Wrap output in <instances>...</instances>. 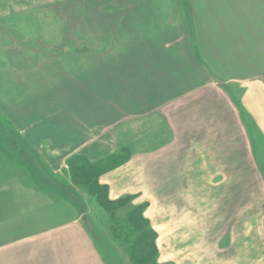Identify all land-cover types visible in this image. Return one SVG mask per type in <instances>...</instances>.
Returning <instances> with one entry per match:
<instances>
[{"label": "crops", "instance_id": "1", "mask_svg": "<svg viewBox=\"0 0 264 264\" xmlns=\"http://www.w3.org/2000/svg\"><path fill=\"white\" fill-rule=\"evenodd\" d=\"M171 1L128 0L133 8L137 4L142 10L132 14L143 13L138 18L143 24L135 29L125 23L129 17H117L113 24L106 20L108 12L97 14L100 18L91 17L88 35L93 46L86 53L81 52L82 47L78 51L71 49L76 57L67 60L68 68L79 73L88 71L89 76L82 77L81 73L72 81L65 79L66 71L61 70L65 62L58 66L63 62L60 51L50 59L57 76H50L49 65H40L45 61L42 55L49 53L51 46L44 43L42 35L32 42L27 29L0 23V35L8 37L5 50L1 49L2 57L14 51L15 62L18 57L28 60L32 59L29 54L33 51L38 66L25 71H37L30 76L32 86L27 84L29 77H22L18 86L23 92L17 102L27 101L28 107H14L10 94L5 97L11 99L5 101L10 104L3 105L4 111H48L43 115L47 120L43 123L47 132L45 141L55 142L52 132L61 136L70 131L83 132L84 138H74L63 145L70 149L64 155L80 153L91 161L117 150L115 145L109 146L85 135L94 129L91 125L83 128L87 123L82 124L80 114L91 116L88 111H97L98 101L104 96L109 100L103 105V111H128L126 116L138 119L160 114L168 121L171 132L167 145L153 152L138 151L127 163L105 173L100 181L110 187V198L135 195L134 204L147 203L145 216L158 234L162 263L264 264V175L253 154L257 147L254 132L264 140V0H190L188 17L193 28L180 25L182 21L185 23L184 13L178 19L174 12L158 8L162 2L169 11ZM176 1L180 6L179 0ZM32 16L28 14L27 18ZM69 19L65 18V35L66 30L70 32ZM94 19L99 20L91 23ZM94 24L100 27L94 28ZM153 26L157 27V33ZM178 26L186 31L183 33L185 47L182 40L178 41L182 35L175 30ZM73 30L76 39L87 36L86 28L81 25ZM168 32L170 37L166 36ZM163 41H168L170 48L175 47L170 49L175 54L166 63L169 66H161L164 62L156 61V52L160 51ZM120 42L126 47L137 42L138 58L133 55L130 58ZM84 43L87 42L80 39L77 45ZM177 46L182 47L183 61L177 59ZM57 47L61 45H53ZM35 48L45 51L39 53ZM19 51H25L24 57ZM92 55L107 64L87 66L82 60ZM16 64L22 66H16L17 70L24 69L23 64ZM192 65L199 69V76L196 79L182 76L185 66ZM107 66L116 69L111 76L94 74L97 68ZM179 66L183 68L178 72ZM205 67L217 73L218 78L205 75ZM45 68L48 73L43 71ZM159 68H168V77L156 79V70L161 72ZM12 77L10 81L0 80V90L12 91L16 81ZM83 97L90 98L89 105ZM62 113L74 115L72 128L58 124L53 118ZM28 122L25 119L24 127L20 125L32 141L34 136L31 139L29 132L33 126ZM51 122L54 127L48 124ZM42 137L38 139L44 140ZM15 143L16 153L17 140ZM47 156L55 159L51 154ZM17 165L16 158L12 162L11 154L10 159L3 157L0 161V264H101L95 247L82 252L76 246L81 236L75 233H82L77 206L65 203L70 209L67 219L43 230L34 229V205L31 201L28 206L18 204L19 196L23 195L19 193ZM25 196L27 199L28 192ZM84 233L89 235L86 230Z\"/></svg>", "mask_w": 264, "mask_h": 264}, {"label": "rangeland", "instance_id": "2", "mask_svg": "<svg viewBox=\"0 0 264 264\" xmlns=\"http://www.w3.org/2000/svg\"><path fill=\"white\" fill-rule=\"evenodd\" d=\"M127 2L128 0H0V23L1 25L6 26H17V29L21 30L27 29V31L30 33L29 37L32 42L36 38H38L39 34L42 35L44 43H50L51 46L49 49L50 52L48 53L46 51L47 53L45 55H42L45 58V61L43 63H40V65L44 66L45 64V67L49 65V69L52 70L53 61H50V59H52L51 56L57 55L60 51L59 53H61L60 55L63 62L58 66H62L65 62L66 66L63 69H60L63 70V72L66 71L64 72L66 74L65 79L70 78L68 80L72 81V79H78L77 76L81 75V73L82 77L87 78L89 76L88 71L79 73V70L68 68L67 60H69V57L71 59L76 57V55H73L74 53L71 51V49L77 48L78 51L82 47L83 50L81 52L86 53L89 51L87 49H91V47L93 46V44L89 43V40H91V38L88 35L91 33L89 28V20L91 17L100 18V16H97V14L108 12L107 15L109 19H106L108 21V24H113L114 21L118 19L117 17L121 18L124 16L125 18L129 17L125 20V23H129L128 28L135 29L138 26L141 27V24L143 23H140L138 18H140V15H143V13L139 16L132 13H136L142 10H139L137 8V4H135V8H133ZM179 2L181 4L180 6L179 4H177L176 0H172V8H170V6L168 5L169 11L165 10V8H167V4H163L162 2L160 3V5H158V8L162 9V7H164L163 11L171 13L174 12V15H176L178 19L180 13H184L185 23L184 21H182L180 25L182 27H185L186 24V26L188 25V27L193 28L192 21L188 17L190 14L188 12L191 5L190 0H179ZM149 9L154 11L152 8ZM30 12L33 13V16L30 14ZM85 13L87 14V17L84 15ZM28 14L32 17L27 18ZM10 15H13V17H10ZM16 16L18 17L15 18ZM112 17H114V19H112ZM65 18H70L67 24V29L69 28L71 32L70 37L68 35L70 33L68 32V30H66V35L65 32H63L64 22H66ZM97 20L99 19L91 20V23ZM22 24H24L25 26H23ZM77 25H81L83 29L86 28L87 31L85 32V34H87V36H83V38L80 37L78 39L74 37L73 28H76ZM93 27L95 28L100 26L94 24ZM156 28L157 27H154L157 33ZM182 29L183 28L178 26L175 30L178 31V35L180 32L182 33L181 36H178V41L182 40L183 47H185V35H183V33L185 34L186 31L184 30L185 32H183ZM93 30L94 29H92V31ZM77 33L81 34V32H76V34ZM133 36H135L136 40V35ZM166 36L170 37V32H168ZM5 39H8V37L0 35V80L10 81V78L13 76L12 78H16V81L12 86V91H10L9 89L5 91L0 90V161L3 157H7L8 159H10V154L12 162H14V158L17 159L18 187L20 195H23L19 196V206H28L30 201L32 202L35 208V230H43L45 226H48L55 222H59L60 220L67 219L70 215L68 213L70 209L65 206V203H68L72 206H77L76 209H78V211L76 210V213L81 216L80 222L82 223L81 235H79V231L75 233L76 236H81L80 241L76 245L78 249H81L82 252H86L91 249L93 250V247H95L96 251L101 257H99V263L101 262V264H133L132 259L127 252L126 244L123 241L115 240L111 236V222L105 209H103V207L97 202L96 199H93L89 195L88 191L77 185L75 186V183H73L71 179V173L69 172L67 160L70 156L80 153H70L64 155L66 152L70 151V149H68V147H63V145L72 142L71 140H73L74 138L79 139L81 136L84 138L83 132L70 131L65 134L67 137L64 138L62 136L65 135L61 136L58 133L56 135L55 132H52L51 134L55 136V142L53 141L51 143L45 141L47 132L43 129L45 128V124L43 125V123L47 122L46 119H43V115L48 111H44V113L43 111H4L3 105L7 106L6 103L9 102L5 101L7 99H11L5 97H10V94L13 97L12 102L14 104V107H28L27 101L25 102V104L24 102H22V104L17 102V99L22 98V95L20 94H22L23 92V89L18 88V86L20 85V79L22 77H29L26 79L28 81L27 84L29 86H32V84L30 83L32 81L30 76L32 75V72L36 73L37 71H25H27V69H38V66H36V62L33 59L36 58L34 55L35 52L33 51L32 55L29 54L32 59H30L29 57L28 60L18 57L15 59V62V57L13 55L14 51L12 53L6 52L7 55L5 57H2V55L4 56V54H2L1 49L4 48L5 50V44H8ZM80 39H84V42L87 43H84L81 46L77 45V42H79ZM203 40L204 39L201 37V42H203ZM120 43L123 47L124 43ZM54 44H60L61 48H53ZM136 44L137 42H134L133 44H129L127 47L124 46L126 47L125 51L130 54V58L132 55L135 58H138L137 56L140 54L137 51L138 49H140V45ZM178 44L181 45V43ZM122 47L120 48L122 49ZM174 48V46L173 48L169 47L168 41H163L160 51L156 50V61H160V64L164 62V64L161 66H169V63H166L170 62L172 58L174 59L173 55L175 53L172 55L170 52V49L174 50ZM176 48V50L178 51L176 53L177 59L183 61L184 56L182 54L183 51H181L182 47L177 46ZM15 49L16 48H14V50ZM35 51L44 53L43 51L45 50L35 48ZM19 53L22 57H24L25 51H19ZM82 61H85L87 63V66L101 63L107 64V61L97 59L93 55L91 58L88 57L87 60ZM16 63L23 64L24 69L22 68L23 70H17L16 66L20 65H17ZM3 64L6 65L4 66ZM8 65L12 66L11 70H9L10 66L8 67ZM181 68L183 67L179 66L177 68V71L179 72V70H182ZM84 69H82V71ZM86 69L90 68L87 67ZM159 69H161V72H158L156 70V79H160V76L162 78L168 77L170 71L168 68ZM115 70L116 69H114V67L112 66L100 67L96 69L97 73L95 72L94 74L100 76H111L113 74V71ZM198 70L199 69L195 68V66L193 67V65L188 68L185 66V68L181 71V75L192 76L194 77V79H196L197 76H199ZM204 70L206 71H203L205 75L214 79L218 78L217 73H215L211 68L209 69L205 67ZM43 71H45L46 73V68L43 69ZM71 71H73V73ZM55 75L57 76V74H54V70H52L50 76ZM82 100L88 103V105L91 102L89 97H83ZM107 100H109L107 95L104 96V99L99 100L97 111H88V114H90L91 116L80 114L83 121H81L82 124L84 125L87 123L83 128H87L91 125L92 129H94L92 132L85 133V135H90L91 138H97L99 142H105L109 146L115 145L114 148H117L115 152H117L120 147L124 145H131L134 151L133 154L137 153L138 151L153 152L167 145V141H169L170 139L171 132L169 129L168 121H166V119L163 118L160 114L157 113V115L153 114L151 116L138 119L137 116L135 117L129 114H127L126 116V112L128 111H103V105L107 103ZM29 108L32 107L29 106ZM78 113L79 111H76V116H78ZM108 113H110L109 116L107 115ZM53 118L55 119V121H57L58 124H65L67 128H72L73 126L72 120L74 118V115L66 116V114L62 113ZM25 119L26 121L28 119V125L31 124L33 126V130L31 129V126H29V128L32 130H30L29 132V134L31 135L30 138L32 139V136H34L32 139L33 142L26 137L27 133L25 134L22 129L24 127ZM20 124H23V127ZM48 124H51L50 127H54L52 122ZM248 127L251 130H254V127L250 124ZM254 133V139L255 141H257V147L254 149L253 154L254 158L257 160L259 170L261 171L262 175H264V140L260 137L259 134H257L256 132ZM39 137H42V139L44 140L38 139ZM16 140L18 143V149L15 153L14 147L16 144ZM59 147L60 149H58ZM47 154H51V157L55 159L50 160ZM164 169H167L166 166H164ZM162 174L167 175L169 173L162 172ZM27 192L28 198L26 199L25 194ZM30 195L31 198H29ZM61 203H63L64 205H62ZM135 205L137 204L132 203L131 206L133 207ZM135 221L137 222V224H140L139 215H135ZM84 229L89 233L88 236L85 235ZM91 239H93L92 243H90ZM146 256H150V253L146 252L144 257ZM144 257L138 254V258H140L141 260H143Z\"/></svg>", "mask_w": 264, "mask_h": 264}, {"label": "trees", "instance_id": "3", "mask_svg": "<svg viewBox=\"0 0 264 264\" xmlns=\"http://www.w3.org/2000/svg\"><path fill=\"white\" fill-rule=\"evenodd\" d=\"M133 153L131 145H124L117 152L97 161H91L82 154H74L67 160L71 179L75 186L88 191L89 195L105 209L111 222V236L126 244L133 264H173L162 263L159 260L158 234L145 216L147 203L132 207L135 195H125L112 200L110 187L100 181L105 173L127 163ZM135 215H139L140 224L135 221ZM146 252L150 253V256L144 257ZM138 254L144 259L138 258Z\"/></svg>", "mask_w": 264, "mask_h": 264}]
</instances>
